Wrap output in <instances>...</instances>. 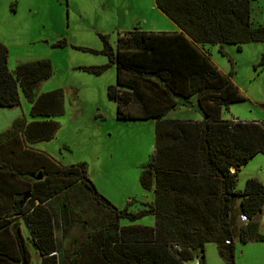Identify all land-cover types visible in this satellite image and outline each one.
<instances>
[{"label": "trees", "instance_id": "trees-1", "mask_svg": "<svg viewBox=\"0 0 264 264\" xmlns=\"http://www.w3.org/2000/svg\"><path fill=\"white\" fill-rule=\"evenodd\" d=\"M154 1L177 30L134 28L118 37L114 51L107 44L104 50L116 65V84L107 94L116 101L117 117L155 121L154 148L140 176L153 197L137 211L100 195L84 163L58 166L28 146L54 137L58 123L51 117L63 113L62 91H37L52 74L49 60L18 64L13 73L0 43V107L17 106L20 90L31 116L44 118H17L0 132V264H31L29 245L40 264H205L207 243L224 263L234 264L236 238L264 240L255 220L264 208V185L249 178L243 190L236 189L240 167L264 153V125L221 118L222 108L246 98L205 50L209 44L221 51L224 44L240 49L264 42V25L253 26L250 19L253 0ZM176 97H195L202 119H164ZM85 188L95 211L77 196ZM145 214L154 215L153 226L120 224ZM57 231L65 239L78 234L61 248Z\"/></svg>", "mask_w": 264, "mask_h": 264}, {"label": "rangeland", "instance_id": "rangeland-1", "mask_svg": "<svg viewBox=\"0 0 264 264\" xmlns=\"http://www.w3.org/2000/svg\"><path fill=\"white\" fill-rule=\"evenodd\" d=\"M250 19L253 26L264 25V0L251 1ZM134 28L177 29L154 0H0V43L8 50V69L14 73L18 64L49 60L52 74L39 83L37 91L60 90L63 95V113L51 117L58 123L54 137L28 146L45 153L58 166L84 163L98 193L115 207L131 211L145 207L142 203L153 197L151 190L142 187L140 176L154 148L155 121L117 117L116 101L107 94L108 87L116 84V65L104 50L109 45L114 51L118 37ZM205 50L246 98L222 108L221 118L264 125V42L243 43L240 49L224 44L221 51L217 44H209ZM90 67L100 71H89ZM175 99L176 107L164 119H202L195 97ZM30 108V102L19 90L17 106L0 107V132L17 118L25 122L44 119L32 117ZM249 178L264 185V153L256 154L240 167L236 189L243 190ZM76 193L85 208L96 210L97 204L89 200L93 196L90 190ZM239 201L237 197L235 206ZM81 211L84 216L85 211ZM255 220L258 233L264 236V208ZM154 222L153 214H145L132 222L122 219L120 224L153 226ZM88 230L81 228V240ZM74 234L78 232H71L65 239L57 231V243L61 248L69 246ZM234 245V264H264V240L241 242L236 238ZM29 250L31 264H40L38 252L32 245ZM204 256L205 264H226L213 243L205 245Z\"/></svg>", "mask_w": 264, "mask_h": 264}, {"label": "built area", "instance_id": "built-area-1", "mask_svg": "<svg viewBox=\"0 0 264 264\" xmlns=\"http://www.w3.org/2000/svg\"><path fill=\"white\" fill-rule=\"evenodd\" d=\"M240 217H241V220H247L246 216H244V215H240ZM195 264H197V263H195Z\"/></svg>", "mask_w": 264, "mask_h": 264}, {"label": "water", "instance_id": "water-1", "mask_svg": "<svg viewBox=\"0 0 264 264\" xmlns=\"http://www.w3.org/2000/svg\"><path fill=\"white\" fill-rule=\"evenodd\" d=\"M231 170H232V171H234L235 169H234V168H232ZM38 177H40V175H38Z\"/></svg>", "mask_w": 264, "mask_h": 264}, {"label": "crops", "instance_id": "crops-1", "mask_svg": "<svg viewBox=\"0 0 264 264\" xmlns=\"http://www.w3.org/2000/svg\"><path fill=\"white\" fill-rule=\"evenodd\" d=\"M177 30V29H176ZM173 31H175V30H173Z\"/></svg>", "mask_w": 264, "mask_h": 264}]
</instances>
